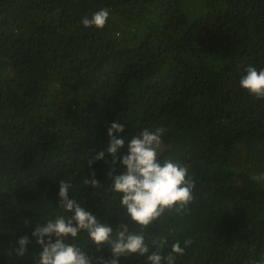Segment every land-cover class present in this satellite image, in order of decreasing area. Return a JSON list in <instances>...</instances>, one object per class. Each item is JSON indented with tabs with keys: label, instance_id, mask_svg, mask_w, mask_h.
Instances as JSON below:
<instances>
[{
	"label": "trees",
	"instance_id": "trees-1",
	"mask_svg": "<svg viewBox=\"0 0 264 264\" xmlns=\"http://www.w3.org/2000/svg\"><path fill=\"white\" fill-rule=\"evenodd\" d=\"M105 8L103 29L82 24ZM249 66L264 69V0H0V264H37L32 233L58 214L61 179L114 232L133 227L109 190L125 168L107 151L114 120L121 159L144 128H163L161 159L195 180L150 245L191 238L176 264H264V99L240 87ZM93 172L99 188L83 183ZM67 242L112 258L86 233Z\"/></svg>",
	"mask_w": 264,
	"mask_h": 264
},
{
	"label": "clouds",
	"instance_id": "clouds-1",
	"mask_svg": "<svg viewBox=\"0 0 264 264\" xmlns=\"http://www.w3.org/2000/svg\"><path fill=\"white\" fill-rule=\"evenodd\" d=\"M108 9H100L90 18L82 19L85 27L95 26L103 29L108 22ZM240 87L257 98L264 99V69L257 70L253 66L246 69V75L240 80ZM125 125L114 120L108 128L111 138L108 153L113 156L112 164L117 162L125 166L121 174L113 175L115 168L108 175L113 178L109 190L116 194L120 207L130 217L132 228L121 224L114 232L112 226L103 222L96 215L85 210L81 202L69 192L73 185L63 179L59 181V212L54 219H48L46 226H37L32 235L42 246L37 264H119L120 257L146 256L147 264H176L193 243L191 238L177 240L169 247L167 237L158 235L151 237V245L147 242L148 230L157 223H163L167 214L173 211L182 213L188 209L194 199L195 180L189 176L188 168L179 161L169 158L161 159L162 135L165 130L157 127L154 131L144 128L140 136L131 139L128 154L121 157L118 150L124 146V139L117 138L115 133L124 132ZM101 151L93 159H103ZM255 179V177H254ZM85 186L99 188L100 183L93 172L83 181ZM81 232L87 234L97 249L105 244L110 245L112 258H95L89 255L78 243H68V239L78 241ZM171 234V233H169ZM47 236V242L44 237ZM14 253L18 257L25 256L28 236L18 240ZM165 250H167L165 252Z\"/></svg>",
	"mask_w": 264,
	"mask_h": 264
}]
</instances>
